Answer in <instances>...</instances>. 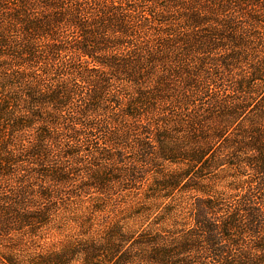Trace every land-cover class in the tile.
Here are the masks:
<instances>
[{
	"label": "trees",
	"instance_id": "trees-1",
	"mask_svg": "<svg viewBox=\"0 0 264 264\" xmlns=\"http://www.w3.org/2000/svg\"><path fill=\"white\" fill-rule=\"evenodd\" d=\"M0 264H264V0H0Z\"/></svg>",
	"mask_w": 264,
	"mask_h": 264
},
{
	"label": "rangeland",
	"instance_id": "rangeland-1",
	"mask_svg": "<svg viewBox=\"0 0 264 264\" xmlns=\"http://www.w3.org/2000/svg\"><path fill=\"white\" fill-rule=\"evenodd\" d=\"M139 202L140 201H136V203ZM79 212L82 213V216L84 215V212L82 210ZM72 213H75L74 216H72ZM78 216L79 213H77L73 209L64 210V214L60 215L59 219L55 221L50 227L52 229H49L48 232L44 234V236L46 237V244H44L43 246L38 245L36 249H39V251L43 249L42 251L52 252L66 248L68 242H70L69 244L71 246L72 240L75 238L80 239L81 242L84 240H92V237L95 236L94 229L97 227V222L93 221V223L96 224L93 225L88 222L86 216L82 218H78ZM99 222L104 226V228L109 227L110 225L109 221H104L102 219H99ZM130 223L132 225L133 223L138 222L130 220ZM92 226L94 228H92ZM89 230H92L94 233L90 232ZM22 245L23 248L21 250L24 251L25 256L29 255V249H33L34 246L31 243L29 244L27 242Z\"/></svg>",
	"mask_w": 264,
	"mask_h": 264
}]
</instances>
